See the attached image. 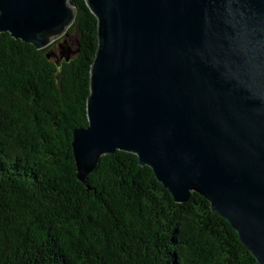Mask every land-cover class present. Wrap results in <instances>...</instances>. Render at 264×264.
<instances>
[{"label": "water", "instance_id": "95a60500", "mask_svg": "<svg viewBox=\"0 0 264 264\" xmlns=\"http://www.w3.org/2000/svg\"><path fill=\"white\" fill-rule=\"evenodd\" d=\"M86 2L98 48L89 124L74 131L79 179L103 155L134 153L177 202L202 194L264 264V0ZM77 12L0 0V32L44 48Z\"/></svg>", "mask_w": 264, "mask_h": 264}, {"label": "trees", "instance_id": "16d2710c", "mask_svg": "<svg viewBox=\"0 0 264 264\" xmlns=\"http://www.w3.org/2000/svg\"><path fill=\"white\" fill-rule=\"evenodd\" d=\"M74 2L75 22L44 48L0 32V264H259L209 200L177 202L134 153L79 179L98 22Z\"/></svg>", "mask_w": 264, "mask_h": 264}]
</instances>
